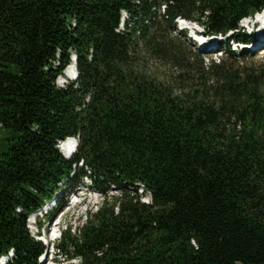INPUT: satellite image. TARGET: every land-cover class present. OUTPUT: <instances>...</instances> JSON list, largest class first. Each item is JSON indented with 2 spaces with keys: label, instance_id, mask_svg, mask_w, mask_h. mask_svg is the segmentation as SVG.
I'll list each match as a JSON object with an SVG mask.
<instances>
[{
  "label": "trees",
  "instance_id": "obj_1",
  "mask_svg": "<svg viewBox=\"0 0 264 264\" xmlns=\"http://www.w3.org/2000/svg\"><path fill=\"white\" fill-rule=\"evenodd\" d=\"M263 10L264 0H0V258L39 264L46 248L28 218L56 199L54 218L63 188L89 179L104 200L58 245L76 264H264V64L233 66L250 53L230 44L252 43L239 24ZM179 18L232 33L226 61L191 53L174 36ZM72 57L77 79L59 88ZM72 137L67 159L57 146Z\"/></svg>",
  "mask_w": 264,
  "mask_h": 264
},
{
  "label": "rangeland",
  "instance_id": "obj_2",
  "mask_svg": "<svg viewBox=\"0 0 264 264\" xmlns=\"http://www.w3.org/2000/svg\"><path fill=\"white\" fill-rule=\"evenodd\" d=\"M245 24H246V21L241 22L239 24L240 28L242 29ZM182 28H183V25L177 23L174 36L181 39L182 41H185L191 53L201 51L200 54L204 55V61L207 65H209L213 60L218 63L222 61H226L228 55L226 54V47L222 43L226 40V37H223V39L221 37L219 38L214 37V38L207 39L204 45L206 44L208 45L209 41H216L215 43L216 48L214 50L210 49L208 51V49H205L206 47H204V45L202 47L199 46V42L201 41L199 40L195 41L190 38L191 37L190 32H186L187 34L184 37L183 35L184 32H182L181 30ZM246 34H248L247 30H246ZM260 37H261V28L257 27V32L255 33V36L252 38V43L247 47V50L250 53V58L247 60H243V61H231V64L233 66H243V67H248V68L256 67V66L264 64V42H259V44H257L258 43L257 39H260ZM256 44L259 45L258 49L256 47ZM232 50L238 53L241 50V48L240 47L236 48L235 46H232ZM212 52L216 53V55L208 54ZM148 60L149 61L146 64V66L152 72L157 73L160 76H165L166 74H168V69L166 66L160 63H157L154 60H151V59H148ZM69 70L70 69H68L67 67L65 71L63 72V74L57 79V86L59 88H65L69 86L71 83L75 82V80H71L70 77L68 76ZM61 154H62V150H61ZM87 185L90 186L91 184L87 183ZM140 189H141L140 194H142L143 189L142 188ZM68 191H69L68 189L63 188V192L65 195L68 193ZM75 192L76 194L78 193L77 196L79 197L78 198L71 197L68 199L67 207L64 209V211L57 214L56 217L58 218L55 222H53V218L47 217L45 215V212L43 213L44 217L42 219L37 220V222L40 221V227L44 228L42 232L40 231L42 235V239L38 238V240H45L44 233L48 231L51 232V236L53 238H58L59 236H61L57 227L55 226V224L58 223V221H62L64 223L60 229L62 234H64L65 231L71 229V233L74 235L77 232V228L83 225V223L89 218L90 213L95 212L104 200L102 195L99 192H97L94 187H91L90 190L78 188ZM111 194L116 195V191L112 189ZM143 201L147 203L148 201L149 202L151 201L149 194L147 196H144ZM77 202H81V204H78ZM50 207H53L54 209L56 206L52 203ZM48 215L52 217L54 215V211L53 213L50 212ZM27 223H28V228L30 230L31 235L33 237H36L37 232H39V228L37 226L35 227L32 224V220L28 221ZM60 240L61 238L58 239L55 242V244L57 245L60 244ZM54 258H56V260L59 261V264H76L77 263V261L71 260V258L68 257L67 255H62V253H60L59 250H57V254L54 255ZM47 260L49 262L50 256L47 257ZM1 263H3V261H1ZM39 264H46L44 263V257L41 256L39 258Z\"/></svg>",
  "mask_w": 264,
  "mask_h": 264
},
{
  "label": "bare ground",
  "instance_id": "obj_3",
  "mask_svg": "<svg viewBox=\"0 0 264 264\" xmlns=\"http://www.w3.org/2000/svg\"><path fill=\"white\" fill-rule=\"evenodd\" d=\"M264 16H258V19L263 18ZM262 26L261 28V37L260 39H257L258 43L259 42H264V23L261 24ZM216 41H209L208 45L204 46L206 47V49H215V44ZM256 44V47L258 49L259 45ZM75 58L73 59V65L69 68L70 70L68 71V76L70 77L71 80H76V67H75ZM77 150V144L74 140L69 141L68 143L64 144L62 147V154L64 155L65 158H70L71 156H73V154L76 152Z\"/></svg>",
  "mask_w": 264,
  "mask_h": 264
}]
</instances>
